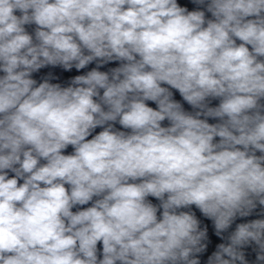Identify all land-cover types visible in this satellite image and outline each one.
<instances>
[{
	"label": "clouds",
	"instance_id": "9594fccd",
	"mask_svg": "<svg viewBox=\"0 0 264 264\" xmlns=\"http://www.w3.org/2000/svg\"><path fill=\"white\" fill-rule=\"evenodd\" d=\"M190 2L0 0V264H264V0Z\"/></svg>",
	"mask_w": 264,
	"mask_h": 264
}]
</instances>
